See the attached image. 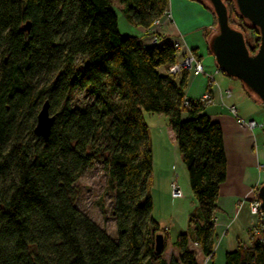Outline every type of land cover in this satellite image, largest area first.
Returning <instances> with one entry per match:
<instances>
[{
	"label": "trees",
	"instance_id": "trees-1",
	"mask_svg": "<svg viewBox=\"0 0 264 264\" xmlns=\"http://www.w3.org/2000/svg\"><path fill=\"white\" fill-rule=\"evenodd\" d=\"M118 1L128 23L147 31L169 8V0ZM194 1L213 16L208 43L216 15L206 0ZM224 2L230 25L254 52L257 28L235 0ZM175 54L164 39L144 45L121 33L112 0H0V264H199L198 253L214 256L227 177L223 131L206 106L184 104L188 72L159 73ZM46 100L55 116L48 140L33 132ZM144 113L167 117L197 202L175 241L179 254L169 261L167 234L152 214ZM94 162L113 194L115 239L75 205L74 185ZM225 264H264V243L240 244L225 254Z\"/></svg>",
	"mask_w": 264,
	"mask_h": 264
},
{
	"label": "crops",
	"instance_id": "crops-1",
	"mask_svg": "<svg viewBox=\"0 0 264 264\" xmlns=\"http://www.w3.org/2000/svg\"><path fill=\"white\" fill-rule=\"evenodd\" d=\"M168 11L170 18H161L160 22L155 23L148 31L130 25L124 15L116 11L118 28L123 34L139 37L144 45H152V38L154 37H157L159 42L164 39L172 44L177 43L181 47V55L194 54L205 64L204 73L197 76L188 75L184 94L188 99H198L207 91L211 93L212 102L206 105L205 112L211 120L219 123L222 128L227 160V177L219 190L218 206L220 209L215 215L214 256L205 258L198 253L197 258L199 264L201 261L202 264H225L227 252L234 251L240 244L250 245L248 231L253 226L254 221L249 208L255 197V191L264 184V128L250 130L242 127L239 121L255 120L264 123V106L246 94L241 82L232 80L220 70L217 71L218 67L214 57L209 52L206 38V34L214 28L213 16L210 11L194 0H169ZM120 15L124 29L120 28ZM129 29H134V32H129ZM168 70L169 68L165 66L158 68L159 73L163 75L168 74ZM228 89L232 90V97L230 98L226 97V90ZM231 106L237 109V116L230 111ZM150 120L151 122H147L145 119V122L150 132L154 170L155 153L151 128L153 126L160 132L168 119L153 115ZM167 138L168 140H162V149L167 156L170 154L174 157V163L166 162L161 173L164 175L165 181L162 191L170 203L171 217L166 225L155 219L167 234V245L171 243L175 248V241L178 235L187 229L188 216L195 209L197 202L193 197L188 171L178 152L171 128L170 136ZM173 181H176L182 190L181 198L174 199L171 196V183ZM243 212L249 213L248 223L242 226V231L247 236L248 241H244L237 235L236 245H233L226 233L229 226L237 218H240ZM175 249L176 251L171 254L170 258L179 254L177 247ZM165 260L167 259L165 258Z\"/></svg>",
	"mask_w": 264,
	"mask_h": 264
},
{
	"label": "water",
	"instance_id": "water-1",
	"mask_svg": "<svg viewBox=\"0 0 264 264\" xmlns=\"http://www.w3.org/2000/svg\"><path fill=\"white\" fill-rule=\"evenodd\" d=\"M212 7L217 29L208 41V49L214 57L217 67L226 76L238 80L251 95L264 106V0H235L240 16L248 24L257 28L259 44L254 52L248 48L245 36L229 23V15L224 0H206ZM30 23L23 26L29 30ZM55 116L50 114L46 100L36 116L33 132L37 137L48 140ZM260 206L264 210V184L257 189ZM163 242H156L160 249Z\"/></svg>",
	"mask_w": 264,
	"mask_h": 264
},
{
	"label": "rangeland",
	"instance_id": "rangeland-1",
	"mask_svg": "<svg viewBox=\"0 0 264 264\" xmlns=\"http://www.w3.org/2000/svg\"><path fill=\"white\" fill-rule=\"evenodd\" d=\"M113 7L120 13V3L118 0H112ZM120 28H123V23L121 20V15L119 16ZM129 32L133 33L134 29H129ZM246 39L249 44H253L254 37L251 35L250 30L245 32ZM235 81V79H232ZM160 116L158 114L145 113V119L147 122H151V116ZM167 118V117H165ZM170 136L169 123L166 121L165 125L161 128L159 132L152 126L151 137L154 148V160L155 168L151 174L150 181V193L153 200V216L163 225H166L170 221L171 206L167 198L163 193L164 187V175L161 171L166 165V162L170 164L174 163V157L168 156L164 153L162 149V140L167 139ZM171 157V158H170ZM75 192V205L79 210L89 216L94 222H96L100 227L104 228L112 238H116V225L115 219L112 215V208L114 205L113 194L109 192L106 188V175L99 162L92 163L81 176L79 181L74 185ZM255 194V193H254ZM256 195V194H255ZM248 212H243L240 218H237L233 224L228 228L226 236L229 241L234 245L237 242V235L241 237L244 241H248L247 236L243 233L242 226L248 223ZM166 252L164 257L169 260L171 254L176 251V247L171 243H168L166 247ZM196 248L195 246H193ZM234 247V246H233ZM234 249V248H231ZM202 264V261L200 262Z\"/></svg>",
	"mask_w": 264,
	"mask_h": 264
},
{
	"label": "built area",
	"instance_id": "built-area-1",
	"mask_svg": "<svg viewBox=\"0 0 264 264\" xmlns=\"http://www.w3.org/2000/svg\"><path fill=\"white\" fill-rule=\"evenodd\" d=\"M162 18H170L169 11H166ZM161 19V18H160ZM160 19L156 20L155 23H159ZM154 23V24H155ZM159 40L157 37L152 38V43L156 44ZM176 49V62L170 66L168 73L173 76H181L183 72H188V75L197 76L205 72V64L203 61L199 60L198 57L194 54H185L181 55V47L179 44H173ZM219 71V68L217 69ZM226 97H232V90H226ZM188 100L184 101L185 105H188ZM194 101H198L204 106L212 102V96L209 91L205 92L200 98L192 99ZM230 111L237 116V109L234 106L230 107ZM239 124L247 129L253 130L256 128H264L263 122H257L255 120H240ZM182 190L176 181L171 183V196L174 199L182 197ZM250 214L252 216V220L254 221L253 226L249 229L248 234L250 236V240H258L264 243V210L260 206V200L255 198L251 201Z\"/></svg>",
	"mask_w": 264,
	"mask_h": 264
}]
</instances>
